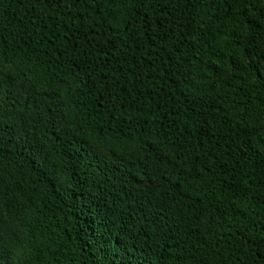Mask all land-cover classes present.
Returning a JSON list of instances; mask_svg holds the SVG:
<instances>
[{
  "label": "trees",
  "instance_id": "obj_1",
  "mask_svg": "<svg viewBox=\"0 0 264 264\" xmlns=\"http://www.w3.org/2000/svg\"><path fill=\"white\" fill-rule=\"evenodd\" d=\"M0 264H264V0H0Z\"/></svg>",
  "mask_w": 264,
  "mask_h": 264
}]
</instances>
